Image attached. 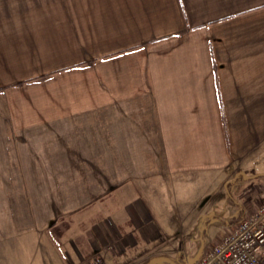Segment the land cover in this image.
Here are the masks:
<instances>
[{
  "label": "crops",
  "instance_id": "obj_1",
  "mask_svg": "<svg viewBox=\"0 0 264 264\" xmlns=\"http://www.w3.org/2000/svg\"><path fill=\"white\" fill-rule=\"evenodd\" d=\"M260 176L264 0H0V264H184ZM180 179L210 244L172 246Z\"/></svg>",
  "mask_w": 264,
  "mask_h": 264
},
{
  "label": "rangeland",
  "instance_id": "obj_2",
  "mask_svg": "<svg viewBox=\"0 0 264 264\" xmlns=\"http://www.w3.org/2000/svg\"><path fill=\"white\" fill-rule=\"evenodd\" d=\"M241 178L240 183H243V185L239 189L234 190L232 186H230V193L234 196L235 202H239L240 205L245 206L244 209L242 208L238 218L233 221H236L241 217L242 219L245 218L248 213H251L264 204V176L250 180L247 179V177ZM195 180L196 179H180L172 181L171 186H177L176 191L170 195V220L175 223L171 224L169 228L172 236V246L181 244V242L177 243L179 235L184 233L188 236L193 235L198 228L199 222H202V225H199V227H202L204 238L207 243H212L217 235V226L219 227L220 225L218 223L220 218H217V220L214 221L211 216L219 213L225 214V210L222 208L212 207L211 202L209 205H206L207 200H201L204 195V190H207L208 187L202 186L201 182H194ZM217 188L216 185L213 186L214 192L217 195H220L221 198L223 194H219ZM206 215L207 217H205ZM156 219L161 224L163 221H166V218L162 220V218H159L157 215ZM202 220H205L206 222H203ZM184 221H186V224L183 229L182 223ZM214 223H218V225L216 226ZM161 228L166 230L168 227L161 226ZM201 236L203 237V235ZM171 254H173V252H171Z\"/></svg>",
  "mask_w": 264,
  "mask_h": 264
},
{
  "label": "built area",
  "instance_id": "obj_3",
  "mask_svg": "<svg viewBox=\"0 0 264 264\" xmlns=\"http://www.w3.org/2000/svg\"><path fill=\"white\" fill-rule=\"evenodd\" d=\"M86 264H104L94 258ZM184 264H264V204L232 225L222 240Z\"/></svg>",
  "mask_w": 264,
  "mask_h": 264
},
{
  "label": "trees",
  "instance_id": "obj_4",
  "mask_svg": "<svg viewBox=\"0 0 264 264\" xmlns=\"http://www.w3.org/2000/svg\"><path fill=\"white\" fill-rule=\"evenodd\" d=\"M240 220H242V217L240 219L236 220V221H233V224L238 223Z\"/></svg>",
  "mask_w": 264,
  "mask_h": 264
}]
</instances>
